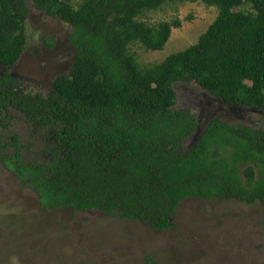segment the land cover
<instances>
[{
  "label": "trees",
  "instance_id": "trees-1",
  "mask_svg": "<svg viewBox=\"0 0 264 264\" xmlns=\"http://www.w3.org/2000/svg\"><path fill=\"white\" fill-rule=\"evenodd\" d=\"M198 2L218 11L198 41L140 66L132 45L162 51L181 27L179 18L141 19ZM32 7L68 24L74 49L70 70L48 93L29 91L9 71L25 48L29 9L26 0H0V162L41 210L93 211L156 231L175 227L187 199L264 211V129L213 118L183 151L197 120L173 109L174 84L194 83L228 105L264 113V0H33ZM14 114L44 134L34 158L9 132Z\"/></svg>",
  "mask_w": 264,
  "mask_h": 264
},
{
  "label": "rangeland",
  "instance_id": "rangeland-1",
  "mask_svg": "<svg viewBox=\"0 0 264 264\" xmlns=\"http://www.w3.org/2000/svg\"><path fill=\"white\" fill-rule=\"evenodd\" d=\"M26 3V44L9 71L29 91L45 95L56 76L70 70L74 57L68 38L71 27L35 10L33 0ZM217 14L216 8L199 2L148 13L141 21L157 25L179 18L181 27L171 30L162 51H145L135 44L130 53L142 67L160 63L195 44ZM173 88L177 95L173 109H189L197 120V129L183 151L213 118L264 129L263 112L228 105L194 83H176ZM9 132L18 135L28 158H34L43 146L44 134L30 129L19 114H14ZM44 212L37 196L17 183L15 174L0 162V264H143L145 257L156 264H264V211L259 204L187 199L177 209L175 227L166 231L93 211Z\"/></svg>",
  "mask_w": 264,
  "mask_h": 264
},
{
  "label": "flooded vegetation",
  "instance_id": "flooded-vegetation-1",
  "mask_svg": "<svg viewBox=\"0 0 264 264\" xmlns=\"http://www.w3.org/2000/svg\"><path fill=\"white\" fill-rule=\"evenodd\" d=\"M256 112H260V111H256ZM264 114V113H263Z\"/></svg>",
  "mask_w": 264,
  "mask_h": 264
},
{
  "label": "clouds",
  "instance_id": "clouds-1",
  "mask_svg": "<svg viewBox=\"0 0 264 264\" xmlns=\"http://www.w3.org/2000/svg\"><path fill=\"white\" fill-rule=\"evenodd\" d=\"M224 102V101H223ZM234 106H237V105H234Z\"/></svg>",
  "mask_w": 264,
  "mask_h": 264
}]
</instances>
